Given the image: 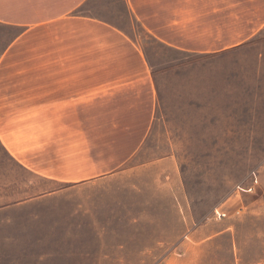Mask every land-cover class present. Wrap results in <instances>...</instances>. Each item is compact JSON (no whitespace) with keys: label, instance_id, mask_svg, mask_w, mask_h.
Here are the masks:
<instances>
[{"label":"rangeland","instance_id":"374dc122","mask_svg":"<svg viewBox=\"0 0 264 264\" xmlns=\"http://www.w3.org/2000/svg\"><path fill=\"white\" fill-rule=\"evenodd\" d=\"M104 1L84 9L107 11L143 48L153 123L125 165L81 183L39 179L0 145V264H264L263 35L223 54L182 52Z\"/></svg>","mask_w":264,"mask_h":264},{"label":"crops","instance_id":"0c3cea01","mask_svg":"<svg viewBox=\"0 0 264 264\" xmlns=\"http://www.w3.org/2000/svg\"><path fill=\"white\" fill-rule=\"evenodd\" d=\"M89 1L101 0H0L9 34L0 39V145L8 160L55 183L125 165L157 105L143 48L107 11L85 10ZM121 1L149 36L182 52L223 54L264 41V0Z\"/></svg>","mask_w":264,"mask_h":264},{"label":"built area","instance_id":"2783aa9c","mask_svg":"<svg viewBox=\"0 0 264 264\" xmlns=\"http://www.w3.org/2000/svg\"><path fill=\"white\" fill-rule=\"evenodd\" d=\"M253 177H254V180H255V184L258 183V178H257V174L256 173H253ZM255 184L249 186L248 189H245L242 186H237L236 190L238 192H240V191L252 192L255 189V186H256ZM226 216H227L226 212H220L219 210H216V217L218 219H221V218L226 217Z\"/></svg>","mask_w":264,"mask_h":264}]
</instances>
